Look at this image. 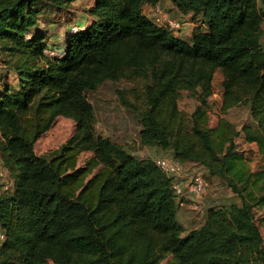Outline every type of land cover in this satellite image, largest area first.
<instances>
[{"label": "trees", "instance_id": "1", "mask_svg": "<svg viewBox=\"0 0 264 264\" xmlns=\"http://www.w3.org/2000/svg\"><path fill=\"white\" fill-rule=\"evenodd\" d=\"M75 1L0 0V160L13 180L0 194V264H264L253 215L264 208V167L250 170L233 144L242 135L264 158V0H172L203 19L188 42L143 14L157 0H94L90 23L49 56L41 13ZM216 71L221 113L249 107L239 131L225 118L208 126ZM123 79L134 87L116 95L138 119L139 143L196 162L238 203L210 207L185 233L171 180L94 131L84 92ZM181 92L199 102L189 118ZM58 116L75 132L40 157L34 145ZM85 152L92 157L77 168Z\"/></svg>", "mask_w": 264, "mask_h": 264}, {"label": "rangeland", "instance_id": "2", "mask_svg": "<svg viewBox=\"0 0 264 264\" xmlns=\"http://www.w3.org/2000/svg\"><path fill=\"white\" fill-rule=\"evenodd\" d=\"M94 0H76L74 2L77 10H86L89 6H92ZM159 6L163 15H167L168 19L172 22H179V28L172 29L173 35L182 40L189 41L191 31L196 27L201 30L205 28L203 19L197 17L192 19L191 15L181 13L172 0H157L156 4H147L143 6V13L150 19L152 10ZM73 8L75 11L76 9ZM46 10V9H43ZM165 13V14H164ZM55 14V15H54ZM73 13L64 11H43L41 13L40 25H44L46 32L52 39H57L56 33L61 31L58 45L52 44V50L55 49L60 54L63 49V41L66 33H69L71 17ZM60 28H62L60 30ZM65 28V29H63ZM58 36V37H59ZM1 60V57H0ZM2 69L0 67V73ZM223 76L219 71H216L213 77L212 83V95L208 98L209 104V122L208 126L214 128L217 121L220 118H225L229 121L236 130H240L245 124L251 122L248 105H240L222 114L220 111L221 106V93ZM134 86L128 80H121L118 82H105L99 85L94 91H85L84 97L91 104L94 112V131L97 135H101L110 139L112 142L120 144L129 153H134L137 158L151 159L155 158L157 154L153 151L155 147H144L139 143L138 139V119L136 115L132 114L129 110L124 108L118 101L116 91L129 90ZM178 108L182 111L187 118L193 113L199 102L195 97L187 92H181L178 100ZM75 132V123L65 117L58 116L48 131H46L35 143L34 151L36 155L44 158H50L52 154L59 149ZM234 151L240 153L247 159L250 170L258 171L264 167V158L258 153V148L254 144L247 143L243 136L240 135L234 139ZM92 157V153L85 152L79 155L77 161V168L83 167L85 162ZM0 160V174L4 176L0 177V194H4L12 190L11 177L7 174L6 170L2 166ZM207 195H202L205 198L204 205L195 209L196 216L193 214V210L183 209L179 210L177 219L183 226L184 231L195 229L203 223V219L206 217V213L210 207H223L229 208L233 203H238V199L230 192V190L224 185L219 178H212L207 176ZM204 200V199H203ZM185 212V213H183ZM253 215L256 223L259 225L260 233L263 238L264 247V208H256L253 210ZM182 216V217H181ZM187 222H192L187 224Z\"/></svg>", "mask_w": 264, "mask_h": 264}, {"label": "built area", "instance_id": "3", "mask_svg": "<svg viewBox=\"0 0 264 264\" xmlns=\"http://www.w3.org/2000/svg\"><path fill=\"white\" fill-rule=\"evenodd\" d=\"M150 20L157 26L166 27L171 30L179 28L180 26L179 22H172L168 19V16L166 14L163 15V12L161 11V8L159 6H156L152 10ZM78 29L79 26L71 25L69 27V32H76ZM47 54L49 56H54L55 52L52 50H48ZM152 161L162 171V173L171 180V189L178 208H182L185 205L187 197L189 198L190 196L194 195L199 196L207 189V177L202 171L204 167L198 164H192V167L197 166V168L187 175L191 168H185L183 166V162L174 158L173 156H156ZM3 176L4 175L1 173L0 177ZM3 240L4 234L0 231V243Z\"/></svg>", "mask_w": 264, "mask_h": 264}, {"label": "crops", "instance_id": "4", "mask_svg": "<svg viewBox=\"0 0 264 264\" xmlns=\"http://www.w3.org/2000/svg\"><path fill=\"white\" fill-rule=\"evenodd\" d=\"M75 4L74 3H72L66 10L64 9V11H67V12H69L70 11V13H73L72 14V17H71V23H67V25H66V30H67V26H69L70 24H75V25H77V26H80V27H82V28H84L85 26H87L89 23H90V21L92 20V17L91 16H89L88 14H87V12H86V10L88 9H86V10H83V11H81V10H77V8H75V6H74ZM89 7H91V6H89ZM73 8H75L76 9V11L73 9ZM52 11H56V12H58V11H60V10H51V12ZM62 11V10H61ZM55 15V14H54ZM40 23V22H39ZM41 24V23H40ZM41 26V28L43 29V31H44V33H45V35H46V39H47V41H48V44H49V46L52 48V44H55V45H58V43H59V38H60V36L59 35H61L62 33H61V31H59V32H57L56 33V35L55 36H57V39H52V38H54V37H52V36H50V34H48L47 32H46V30H45V28H43V24L42 25H40ZM65 28H63V29H65ZM62 28H60V30H61ZM262 30H263V34H262V36H261V44H262V46L264 45V24L262 25ZM59 36V37H58ZM56 50V49H55ZM254 145V144H253ZM144 147H146V146H144ZM151 148V147H150ZM153 151L157 154V156H165V155H168V156H172V154H171V152L170 151H168V150H160V149H156V148H154L153 149ZM132 155H134V153H131ZM183 162V166L185 167V168H187V169H190L191 168V170L187 173V175L191 172V171H193L194 169H196L197 168V166H191L192 164L194 165V164H196L197 165V163L196 162H193V161H182ZM202 171L205 173V175H206V177L207 176H209V177H212V178H216V176H210L209 174H208V172H207V170L204 168V169H202ZM11 185H13V180L11 179ZM208 186V185H207ZM207 191H208V189H206L201 195H199V196H196V195H194V196H190L189 198L187 197V201H186V203H185V205L182 207V208H177V215L179 214V210L181 211H183V209H186V211L189 209V207H190V210H193V214H194V216H196V213L197 212H195L196 210L195 209H197L199 206H197V205H204V203L206 202L205 201V198H203V197H201L202 195H207ZM204 199V200H203ZM205 201V202H204ZM183 213H185V212H183ZM206 215H207V213H206ZM182 217V216H181ZM204 220H205V218L203 219V222H204ZM192 222H187V224H191ZM201 226V225H200ZM199 226V227H200ZM199 227H195V229L196 228H199ZM192 229H190V230H188L187 232L185 231V233H188L189 231H191Z\"/></svg>", "mask_w": 264, "mask_h": 264}]
</instances>
